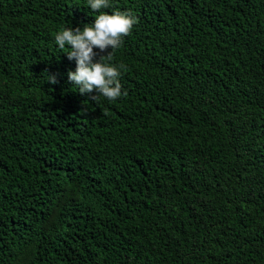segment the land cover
Here are the masks:
<instances>
[{"label": "trees", "instance_id": "1", "mask_svg": "<svg viewBox=\"0 0 264 264\" xmlns=\"http://www.w3.org/2000/svg\"><path fill=\"white\" fill-rule=\"evenodd\" d=\"M109 3L0 0V264H264V0ZM116 10L97 102L55 36Z\"/></svg>", "mask_w": 264, "mask_h": 264}, {"label": "clouds", "instance_id": "2", "mask_svg": "<svg viewBox=\"0 0 264 264\" xmlns=\"http://www.w3.org/2000/svg\"><path fill=\"white\" fill-rule=\"evenodd\" d=\"M87 3L93 12L110 7L109 0H87ZM136 22L131 12H100L93 25H86L83 30L69 27L56 34L55 43L58 48L63 50L67 46L68 60L76 62V70L69 71L67 75L68 81L78 88L79 94L87 95L95 91L100 94L94 97L97 102L101 96L115 101L122 94L127 95L126 91L122 92L120 83L124 65L113 64L112 60L113 53L122 45L123 38L130 35ZM109 48L110 52L107 51ZM105 52L107 55H100ZM98 55L100 58L97 61ZM48 82L55 85L58 80L50 75Z\"/></svg>", "mask_w": 264, "mask_h": 264}]
</instances>
